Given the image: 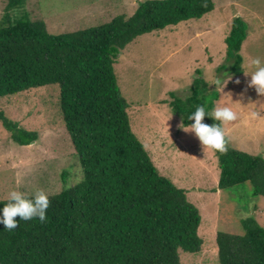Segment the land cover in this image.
Instances as JSON below:
<instances>
[{"label": "trees", "instance_id": "16d2710c", "mask_svg": "<svg viewBox=\"0 0 264 264\" xmlns=\"http://www.w3.org/2000/svg\"><path fill=\"white\" fill-rule=\"evenodd\" d=\"M24 0H10L8 9ZM213 0H148L135 14L73 33H49L28 14L5 16L0 25V100L45 86L60 88V113L80 158L83 180L48 196L45 225L20 221L11 232L0 224V264H182L181 252L198 254L200 210L184 189L155 166L132 128L130 104L119 86L115 64L121 51L139 37L201 19ZM248 24L237 17L226 38L231 74L244 73L242 47ZM194 80L187 99L172 95L173 112L187 125L188 115L219 94L203 78ZM11 139L29 146L39 134L23 129L0 111ZM205 124L217 123L205 116ZM227 141V139H226ZM215 151L219 189L251 183L264 197V158L226 144ZM7 200L0 201V208ZM2 214V213H0ZM245 235L219 233L220 264H264V227L243 220Z\"/></svg>", "mask_w": 264, "mask_h": 264}, {"label": "rangeland", "instance_id": "374dc122", "mask_svg": "<svg viewBox=\"0 0 264 264\" xmlns=\"http://www.w3.org/2000/svg\"><path fill=\"white\" fill-rule=\"evenodd\" d=\"M148 0H24L8 9L0 0V25L5 16L19 19L28 14L46 23L59 35L98 27L119 16L132 17ZM215 9L201 19L183 22L139 37L120 52L115 71L129 102L132 128L145 145L160 173L187 192L200 210L203 239L198 254L181 252L182 264H220L219 233L245 235L243 220L255 218L264 227V197L255 196L251 183L220 190V171L215 151H204L194 133L185 132L172 108V95L187 99L194 80L211 85L221 73L231 74L226 38L233 21L248 24L243 44L244 72L251 61H264V0H213ZM251 76H233L217 92L215 106H230L238 119L224 125L228 144L236 150L264 158V96L248 86ZM240 83L237 84L236 81ZM213 90L216 85L210 86ZM60 88L45 86L0 100V111L23 129L39 134L38 141L21 146L0 121V201L11 190L32 193L43 189L48 196L80 183V158L60 113ZM258 112L252 118L251 112Z\"/></svg>", "mask_w": 264, "mask_h": 264}, {"label": "clouds", "instance_id": "9594fccd", "mask_svg": "<svg viewBox=\"0 0 264 264\" xmlns=\"http://www.w3.org/2000/svg\"><path fill=\"white\" fill-rule=\"evenodd\" d=\"M251 66L254 68L253 71L243 72L245 76H251L248 86L255 88L259 95L264 96V61L256 58L251 61ZM231 79L232 74L223 72L212 81L211 85H216L215 91L224 92V88ZM236 83L239 84L240 81L237 80ZM250 115L252 118H257L259 113L253 111ZM205 116L212 118L217 123L205 124L203 122ZM238 118V113L233 111L230 106L214 105L211 110H208L205 104H201L188 115V121L192 122L187 125L182 123L180 127L185 132L194 133L201 142L204 151L211 149L224 153L227 151L224 125L236 121ZM49 207L48 193L43 189L32 193L11 190L7 195V203L0 208V213H2L0 214V224L5 226V230L11 232L17 228L19 221L15 218L19 216L20 221L38 218L39 223L43 226L47 222L46 214Z\"/></svg>", "mask_w": 264, "mask_h": 264}]
</instances>
